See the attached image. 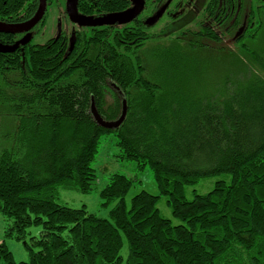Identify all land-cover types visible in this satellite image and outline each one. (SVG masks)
<instances>
[{
    "label": "trees",
    "instance_id": "1",
    "mask_svg": "<svg viewBox=\"0 0 264 264\" xmlns=\"http://www.w3.org/2000/svg\"><path fill=\"white\" fill-rule=\"evenodd\" d=\"M254 2L260 4H249L247 40L259 41L264 6L256 9ZM128 4L79 0L78 13L105 17L128 11ZM38 8L39 0H0V23L24 24ZM144 26L81 27L74 40L59 36L0 59V98L8 97L0 104L13 123L0 157V214L20 236L42 229L38 251L26 245L28 262H15L0 245L5 264H264V47L250 58L263 76L240 82L232 73L221 84L225 95L201 96L197 90L222 89L216 85L225 78L222 56L232 51L209 35L201 41L180 34L172 40L180 47L163 53L171 74L152 79L140 50L150 39ZM232 45L248 51L242 40ZM208 57L219 65L213 80L200 71ZM124 101L127 116L119 129L95 122L93 102L112 122ZM106 134L117 138L121 161L136 163L140 172L150 168L159 195L143 191L128 205L134 182L114 174L100 193L104 206L113 205L109 219H102L57 200L60 189L94 191L93 163ZM217 176L229 181L187 199V189ZM162 197L180 225L161 216Z\"/></svg>",
    "mask_w": 264,
    "mask_h": 264
},
{
    "label": "rangeland",
    "instance_id": "2",
    "mask_svg": "<svg viewBox=\"0 0 264 264\" xmlns=\"http://www.w3.org/2000/svg\"><path fill=\"white\" fill-rule=\"evenodd\" d=\"M65 1V0H64ZM63 0H49V6H47L46 16L44 22L37 28L30 31V34L34 33L32 45L45 44L47 41L55 38L57 36H67L68 39H75L77 33L80 31L77 27L71 26L65 18L66 3ZM189 20V18H187ZM190 21V20H189ZM163 25L155 27L154 29L148 30V35H150L149 41L145 46L140 49L142 52L143 60L145 61L146 68L151 73L150 78H154L157 73L164 75H170L172 66H165L169 61L168 56L163 55L170 49H177L180 47V43L172 41L177 39L180 34L174 35L170 33L171 30H166L164 35L160 34L158 31L162 30ZM184 29L183 27H180ZM171 29V28H170ZM173 29V28H172ZM180 30L178 33H182L186 30ZM173 31V30H172ZM262 39L259 41H250L249 39L242 41L243 44L246 43L248 46V51L240 52L233 48V45L229 47L227 53L223 55V61L227 63L226 67H221V73L225 78L220 79L218 83L219 91H211L208 88H203V90H197L201 96H223L226 93L224 85H221L224 81L227 83L229 77L233 75H238V81L242 82L247 80L246 78L251 74H259L263 76L257 68L252 67L251 62V52L261 51L264 47V30ZM259 32V33H260ZM240 45H238L239 47ZM226 58V59H225ZM205 65L200 69L201 72L206 75L208 79H215L219 74V65L213 61L211 58H205ZM210 63L213 65L208 66ZM164 66V68L162 67ZM208 66V67H207ZM209 68V69H208ZM224 68V69H223ZM226 72H225V71ZM202 73V74H203ZM14 80L12 78H9ZM245 82V81H243ZM0 101H7L6 93L3 94ZM13 129L12 118L8 116L7 110L2 104H0V157L3 151L9 148L10 143L8 138ZM117 138L114 134H106L101 138L100 146L98 150V155L93 163V168L98 176V182L93 192L90 194H81L77 191L72 190H61L59 191L58 203L66 205L70 208L79 209L85 207L88 212L95 214L97 217L102 219H109V213L113 207L104 206V201L102 200L100 193L108 185L109 179L114 174L124 175L134 182L130 192L126 196V203L130 205L131 200L139 193L145 191L153 196L159 195V190L153 178V173L150 168H146L144 171L140 172L137 170V165L134 162L121 161L119 158L120 149L117 146ZM229 181V177L217 176L203 179L197 186L187 189V199H193V191H196L199 195H205L209 193L216 182L218 181ZM167 198L162 197L158 203V209L162 217L172 221L173 225H180L181 222L174 219L172 215V210L167 203ZM13 226L12 220L5 218L0 214V245H5L8 250L13 254L15 262H28L29 261V250L26 247L28 245L34 251H38L35 247L37 241L42 238V229L38 227L28 228L23 236L18 233H13L10 231ZM20 238V239H18ZM123 255H127V246L123 250ZM0 264H5L0 261Z\"/></svg>",
    "mask_w": 264,
    "mask_h": 264
},
{
    "label": "flooded vegetation",
    "instance_id": "3",
    "mask_svg": "<svg viewBox=\"0 0 264 264\" xmlns=\"http://www.w3.org/2000/svg\"><path fill=\"white\" fill-rule=\"evenodd\" d=\"M250 2L251 0H145L142 12L133 21L145 25V29L148 30L163 25L162 30L158 31L160 34H157V36L164 35L166 30H171L170 33L174 35L188 33L191 38L194 37L195 39L197 38L203 41L207 39L209 35L213 41L220 44L225 43V46L229 48L234 41H245L249 37V29L253 26V24L250 23L251 12L248 10V8H250ZM64 3H66V1H64ZM128 3L129 9L134 8L131 1H128ZM259 3L260 4L257 6L256 3L254 4L256 9L264 6V0H259ZM47 6H49L48 0ZM164 9V14L158 22L150 26L148 21H151ZM65 18L71 26L77 27V29L80 30L81 27L72 23L68 15L65 16ZM187 18H189L190 21ZM116 25L117 23L114 26ZM181 29L186 31L178 33ZM29 34L30 32H24L13 35L15 37L13 41L6 40L7 38L0 36V47H12L17 43L19 45V48L12 53L0 52V59L8 61L10 56L17 53V51L23 55L24 48L32 45L33 37L30 42L25 45L22 44V41L26 39ZM205 34L206 36H204ZM31 35L34 36V33L30 34L29 37ZM221 46L225 47L224 45H220V47Z\"/></svg>",
    "mask_w": 264,
    "mask_h": 264
},
{
    "label": "water",
    "instance_id": "4",
    "mask_svg": "<svg viewBox=\"0 0 264 264\" xmlns=\"http://www.w3.org/2000/svg\"><path fill=\"white\" fill-rule=\"evenodd\" d=\"M128 1H131L133 3L134 8L129 9L128 11L123 12L121 14H115L100 18H93L78 13L79 0H67L66 13L72 23L83 28L114 26L116 23L119 25H126L131 23L134 19H136L140 15L145 5V0H128ZM165 9L162 12H160L151 21H148V24L150 26L156 24L164 14ZM46 10H47V0H40L38 11L31 20L21 25H6L0 23V33L16 35L24 32H30L42 22L43 18L45 17ZM29 35L27 36L26 39L22 41L23 45L31 41L33 35H31L30 37ZM17 48H18V43L12 47L1 46L0 52L2 53L14 52ZM91 113L95 122L100 127L108 130H117L120 128V126L124 123L126 119L127 102L126 101L123 102L122 114L117 121L109 122L102 119V117L99 115L98 111L96 110L94 102L92 103Z\"/></svg>",
    "mask_w": 264,
    "mask_h": 264
}]
</instances>
